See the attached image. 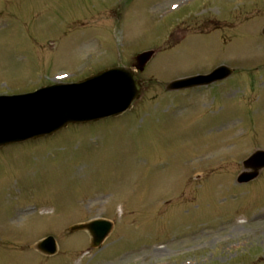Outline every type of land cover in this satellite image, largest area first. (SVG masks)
<instances>
[{"label": "rangeland", "instance_id": "1", "mask_svg": "<svg viewBox=\"0 0 264 264\" xmlns=\"http://www.w3.org/2000/svg\"><path fill=\"white\" fill-rule=\"evenodd\" d=\"M173 1L182 10L170 15ZM263 30L264 0H0V93L158 51L132 111L0 151V264H264V245L232 254L216 243L258 228L254 244L264 242V173L256 187L234 182L242 159L264 149ZM220 61L235 75L163 93ZM96 218L114 228L88 252L89 236L69 227ZM50 234L53 257L36 248Z\"/></svg>", "mask_w": 264, "mask_h": 264}, {"label": "water", "instance_id": "2", "mask_svg": "<svg viewBox=\"0 0 264 264\" xmlns=\"http://www.w3.org/2000/svg\"><path fill=\"white\" fill-rule=\"evenodd\" d=\"M155 52L137 57L139 68L144 70ZM232 69L220 67L209 76H198L174 82L170 88L180 89L208 84L231 75ZM142 84L135 72L127 68H112L74 85H58L27 96L0 97V147L53 135L70 123H87L118 116L131 109L141 97ZM264 152L257 151L247 162L248 168L264 167ZM89 229L94 245H100L111 230L106 221H95L73 228ZM48 253L56 251L50 238L40 244Z\"/></svg>", "mask_w": 264, "mask_h": 264}, {"label": "bare ground", "instance_id": "3", "mask_svg": "<svg viewBox=\"0 0 264 264\" xmlns=\"http://www.w3.org/2000/svg\"><path fill=\"white\" fill-rule=\"evenodd\" d=\"M176 13V12H175ZM174 14V13H173Z\"/></svg>", "mask_w": 264, "mask_h": 264}]
</instances>
